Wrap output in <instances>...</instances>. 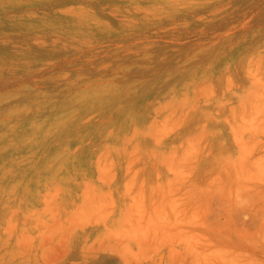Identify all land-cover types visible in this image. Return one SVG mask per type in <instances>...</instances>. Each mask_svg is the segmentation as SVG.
I'll return each mask as SVG.
<instances>
[{"label":"rangeland","instance_id":"obj_1","mask_svg":"<svg viewBox=\"0 0 264 264\" xmlns=\"http://www.w3.org/2000/svg\"><path fill=\"white\" fill-rule=\"evenodd\" d=\"M211 262L264 264V0H0V264Z\"/></svg>","mask_w":264,"mask_h":264},{"label":"bare ground","instance_id":"obj_2","mask_svg":"<svg viewBox=\"0 0 264 264\" xmlns=\"http://www.w3.org/2000/svg\"><path fill=\"white\" fill-rule=\"evenodd\" d=\"M175 206H176V205H175ZM176 210H177V208H176ZM173 212H174V211H173ZM178 212H179V211H178ZM181 212H182V210H181ZM181 212H180V213H181ZM174 215H177V213H176V214L174 213ZM174 215H173V216H174ZM175 218H176V217H175ZM183 218H184V216H183ZM179 219H180V218H179ZM175 220H176V219H175ZM133 234H134V232H133ZM138 236H139V235H138ZM131 237H133V236H131ZM131 237H130V238H131ZM135 238H138V237L136 236ZM135 238H134V239H135ZM140 238H141V237H140ZM197 239H198V238H197ZM197 239H196V240H197ZM126 240H127V239H126ZM132 240H133V239H132ZM130 241H131V240H130ZM136 241H137V239H136ZM138 241H139V240H138ZM126 242H127V241H126ZM134 242H135V241H134ZM197 242H198V240H197ZM127 244H128V243H127ZM198 245H199V243H198ZM194 246H196V245H194ZM207 246H208V245H207ZM209 246H210V245H209ZM203 247H204V245H203ZM127 248H128V247H127ZM193 248H194V247H193ZM195 248H196V247H195ZM206 248H207V247H204L203 249H206ZM209 248H210V247H209ZM197 249H198V248H197ZM213 249H214V248H213ZM194 250H195V249H194ZM199 250H200V249H199ZM195 251H196V250H195ZM195 251H194V252H195ZM202 251H203V250H202ZM210 251H211V249H210ZM213 252H214V251H213ZM198 253H200V252H198ZM198 253H196V255H197ZM203 253H204V252H202V254H203ZM205 253H206V252H205ZM207 253H208V252H207ZM210 253H211V252H210ZM212 254H213V255H211V256H214V255H215V257H216V255H217V254H214V253H212ZM205 255H206V254H204V256H205ZM207 255H208V254H207ZM197 256H199V255H197ZM195 257H196V256H195ZM199 257H201V256H199ZM202 257H203V256H202ZM202 257H201V258H202ZM208 257H210V256H208ZM197 258H198V257H196V259H197ZM198 260H200V259H198ZM201 260H202V259H201ZM209 260H210V259H209ZM213 260H215V259H213ZM203 261H204V259H203ZM196 263H197V262H196ZM202 263H203V262H202ZM213 263H214V262H213ZM209 264H212V262L209 263ZM215 264H216V263H215Z\"/></svg>","mask_w":264,"mask_h":264}]
</instances>
